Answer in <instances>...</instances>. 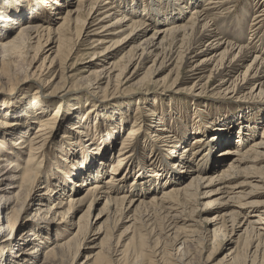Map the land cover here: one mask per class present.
<instances>
[{"label": "bare ground", "instance_id": "bare-ground-1", "mask_svg": "<svg viewBox=\"0 0 264 264\" xmlns=\"http://www.w3.org/2000/svg\"><path fill=\"white\" fill-rule=\"evenodd\" d=\"M240 2L38 0L12 35L17 22L0 16V31H8L0 36V96L13 92L16 83H36L34 101L39 104L40 89L52 88L42 94L57 106L77 95L75 83L85 80L91 83L93 101L103 96L97 108L107 95L130 96L136 106L106 179L100 153L87 163L77 161V133L63 142L64 152L48 170V134L59 108L49 118L40 115L32 134L23 116L9 120L0 113V264H73L99 223L93 236H103L85 264H190L193 255L209 248V235L212 244L228 236L234 246L223 264H264V201H249L264 189V124L256 141L259 122L247 121L235 133L224 121L215 124L213 145L202 146L203 139L196 137L177 152L186 141L183 132L145 102L166 91L196 97L211 85L212 94L217 91L216 97L231 104L264 100V0H253L251 10ZM63 6L74 8L63 16ZM46 12L53 18L37 19ZM8 107L0 103V110ZM193 123L185 125V136L204 130L202 119ZM88 130L92 149L95 135ZM141 134V143L167 152L150 166L152 179L141 173V159L153 162L151 154L143 159L138 153ZM222 144L228 146L221 153L225 158L212 151ZM156 171L167 175L157 177ZM130 174L135 181L127 187ZM87 203L75 223L67 221ZM100 203L92 225L90 211ZM34 204L38 224L21 217ZM51 222L58 227L50 229ZM49 230H63L69 238H56L49 246ZM212 262L207 257L199 264Z\"/></svg>", "mask_w": 264, "mask_h": 264}, {"label": "rangeland", "instance_id": "rangeland-1", "mask_svg": "<svg viewBox=\"0 0 264 264\" xmlns=\"http://www.w3.org/2000/svg\"><path fill=\"white\" fill-rule=\"evenodd\" d=\"M35 1V3L38 2V0H0V16H6L7 18H13L17 22V24L12 25L10 28L12 29L9 35H12L17 27L24 24V20L26 19L27 10ZM143 2H146L147 0H142ZM242 3H247L248 10L252 8L253 0H241L239 3V6ZM161 3H159L160 6ZM62 5V4H61ZM63 6L62 7V15L64 16L66 14L67 9H73V6ZM51 12H46L45 14L38 15V20H41L42 18H45L47 20L52 19L49 15ZM250 24V19L246 21V28H245V39L243 41H246V37H248V27ZM51 27V26H50ZM8 31L6 28L0 31V36L6 35ZM247 33V34H246ZM129 48V47H128ZM128 48H125V50L122 52H126ZM121 54V53H120ZM119 54V55H120ZM1 55V54H0ZM117 55L112 60H116ZM252 58H248L246 63H249ZM38 64V63H37ZM150 64V63H149ZM167 72H164L161 76H164ZM72 85V83H69ZM76 89H78L77 95L70 98L64 103H59V105L56 106L58 103H53L51 100L47 99V97L43 96L44 91L45 93H49V91L52 89L43 88L39 90V104L38 102L34 101V94L36 92V83L35 84H28L24 82H19L14 85V91L10 93L9 90H7L9 95L3 97L0 96V103L5 102L8 107L7 110H0V113L6 114V119L14 120L18 118L19 116H23L29 124V134H32L35 130L37 125L34 123L37 121L40 115H44L47 118H49L51 113L53 114V110L56 108H59V114L56 116L54 120V124L52 125V132L50 136V132L48 134V142L50 146V155L48 157V167L52 168V161L59 160L60 155L65 150L64 141H67L69 136L74 135L77 136L79 147H75L74 150L76 151V154L78 156L77 161L82 163H87L91 160V157H95L94 152L100 153V157L103 155L102 160L104 162V169L103 173L105 172V175L102 179H106L108 177V173L106 171V168L110 164V162L114 161V156L117 153L119 142L121 141L122 137L125 136V131L129 128L132 117L134 116V110H135V103L133 100H130V96H116V95H107L105 98H108L103 103H101L100 108H97V102L104 101L102 94L99 95L98 101H93L91 91L92 88L90 87L91 83L87 82L85 80H81L80 82L75 83ZM214 86V85H213ZM180 88H183L181 86ZM212 85L210 88H207V90L194 97L195 95H190L187 93V91L182 90L183 94H178L172 91H166L163 93L158 94H151V96H147L145 98V102L150 107L156 109L159 112V117L166 120L167 124H170L173 126L175 130L178 132H183V139L186 138L185 144H183L180 149H177V152H180L182 150V147H186L189 145V142L193 138H202L203 143L202 146L207 145V143H211L214 141L212 140V132L215 130L216 125L219 123H223L224 121L229 122V126L232 128L231 131L237 133V128L239 125L246 123L247 121L253 120L255 123L259 122V129L257 130V137L254 139L256 141L259 140V137L262 134L263 131V122L261 121L264 117V112L260 115L259 110L264 109V105H259V103H264V100H247L248 102L245 103H238V104H231L229 100H223L222 97L219 95L216 97V92L212 94ZM7 93V94H8ZM80 93V94H79ZM1 95V94H0ZM112 96V97H111ZM159 97V98H157ZM264 97V95H263ZM219 98V99H218ZM116 101V102H115ZM35 102V103H34ZM225 103V104H224ZM230 103V104H229ZM44 105L42 108L40 106ZM36 106V107H35ZM19 112H22L19 115ZM41 113V114H39ZM18 114V115H17ZM200 119L203 120V124L197 123V121H200ZM193 121L197 124H200L203 126L204 130L197 129L196 131H192L190 133L189 137L184 135L186 126L185 125H193ZM193 123V124H192ZM81 126H84V129L80 128ZM87 127H89V133L95 135V138H93V144L94 147L92 149L89 148V138L86 137L85 131H87ZM98 128V129H97ZM99 130V132L97 131ZM101 130V131H100ZM177 132V133H178ZM91 136V135H90ZM18 137L13 138V140L17 139ZM144 134H141V138L137 140L136 146L139 145L138 153L140 152L141 157L143 156V159L145 156H148L151 154V159L153 162L146 163L142 159L140 160V165L143 167V170L141 173H144V176H147L149 179L155 178L152 176L154 173L151 171L150 166L154 165L156 163H159L162 159V156L167 155V152L161 150L160 148H154L150 147V142L147 143H141L143 141ZM75 141H72L71 144H73ZM105 143V144H104ZM104 145V146H103ZM91 146V145H90ZM103 146V147H101ZM226 145H221L220 147H213V152H218V157L225 158L226 156L222 155L221 153L227 148ZM101 151L99 152L98 149ZM79 149V150H78ZM63 150V151H62ZM170 149H167L166 151H169ZM62 151V153H61ZM176 152V153H177ZM162 155V156H161ZM111 160V161H110ZM78 166V165H77ZM71 168H67V172ZM73 169H71L72 171ZM127 170V169H126ZM160 177L166 176L167 174L165 172H157L156 173ZM60 179L64 181V175L60 173L57 174ZM63 176V177H62ZM143 176V178H144ZM142 177V176H141ZM155 180V179H154ZM132 181H135L134 175L130 174V177L125 182L128 187ZM138 182V180H137ZM187 182V181H186ZM185 181L179 182V184H185ZM91 182L87 184L90 185ZM144 185V183H143ZM217 186H213L211 190L216 189ZM80 189H83L80 187ZM262 189V188H261ZM210 190V189H208ZM82 192L74 193L71 195H80ZM264 189L258 190L257 193L252 196L249 201H256L260 202L261 200L264 201ZM217 196H213L212 199L216 198ZM88 206V203L82 206L78 209L76 213H70L67 217V221L70 219L73 223H75L79 216L86 210ZM102 203L98 205H94L91 209V217L90 220L92 222V225L95 222L96 215L99 212V209L101 208ZM36 205L31 207V209H28L27 211H24L21 213V217L25 218L30 223H35L37 218H34L32 216L34 209ZM219 210V209H218ZM215 208L211 211L212 214H215ZM220 212V211H219ZM224 212H221L222 214ZM209 214V215H212ZM50 216H48L49 219ZM104 219V218H103ZM25 220V221H26ZM51 220V219H49ZM57 221V220H56ZM55 221V222H56ZM125 221V220H124ZM59 221H57L58 223ZM54 222H51L50 229H56L58 226H54ZM100 225L97 224L95 227H93V232H91L89 238L83 243L82 248L80 249L79 253L77 254L75 258V262L73 264H85L86 262V256H88L91 252H94V247L98 245L100 238L103 236L101 235L99 239H97V235H94V231L98 228ZM128 225V223H124L123 225H120L118 227V232L116 234H119L122 232V230ZM107 228L111 227V222H108L106 225ZM71 230L70 232H73ZM91 230V231H92ZM51 233V234H50ZM53 235V236H51ZM49 238L51 241H49L47 245L51 246L54 240L61 239V240H67L69 238V235L64 232L63 230L58 232L50 231L49 230ZM60 236V237H57ZM63 237V238H62ZM228 236H225V239L219 238L218 241L215 244H212V236L209 235L207 245H209V248L207 250H204L202 254H195L194 259L190 264L195 263H202L206 260V258H209V261H212V264H223L226 260V255L230 249H232L234 246L230 244ZM58 241V240H57ZM167 243H169L167 241ZM170 245V244H169ZM192 252V251H191ZM198 252V251H197ZM174 252H172L173 254ZM200 253V252H198Z\"/></svg>", "mask_w": 264, "mask_h": 264}]
</instances>
